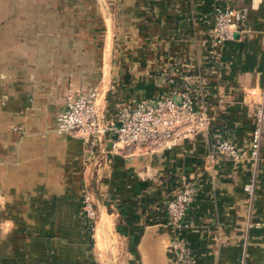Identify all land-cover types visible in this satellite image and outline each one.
<instances>
[{
	"label": "crops",
	"instance_id": "0c3cea01",
	"mask_svg": "<svg viewBox=\"0 0 264 264\" xmlns=\"http://www.w3.org/2000/svg\"><path fill=\"white\" fill-rule=\"evenodd\" d=\"M223 1L0 0V264H175L164 204L185 181L187 264H264V123L255 161L212 149L218 136L245 146L264 107V0H227L245 18L214 52ZM195 76L206 131L85 160L82 137L54 129L68 93L95 89L116 122L118 109Z\"/></svg>",
	"mask_w": 264,
	"mask_h": 264
},
{
	"label": "built area",
	"instance_id": "2783aa9c",
	"mask_svg": "<svg viewBox=\"0 0 264 264\" xmlns=\"http://www.w3.org/2000/svg\"><path fill=\"white\" fill-rule=\"evenodd\" d=\"M211 45L216 52L233 37L234 30L245 18L244 8H238L229 1L216 4L211 12ZM204 89L198 77L173 86L169 91L139 99L133 105L120 108L117 121L108 120L96 104V91L89 89L65 96L63 109L55 117L56 132H75L84 142L85 160L93 158L96 150L112 151L122 147L165 144L180 135L196 130L206 131L210 116L202 95ZM264 123V107L259 102L254 110V125L245 146H240L224 136L212 142L214 152L238 161L247 157L255 161L259 156ZM252 183H245L243 189L251 191ZM194 191L192 182H183L181 187L165 201V225L168 229L169 246L174 254L175 264H187L191 250L182 236L189 228L183 215L189 197ZM81 204L86 217V226L92 228L95 216L91 194L82 188ZM235 264H246L240 258Z\"/></svg>",
	"mask_w": 264,
	"mask_h": 264
},
{
	"label": "rangeland",
	"instance_id": "374dc122",
	"mask_svg": "<svg viewBox=\"0 0 264 264\" xmlns=\"http://www.w3.org/2000/svg\"><path fill=\"white\" fill-rule=\"evenodd\" d=\"M80 188H83L85 191L86 190H89L88 187H87V183L86 182H82V184L80 185ZM91 197H92V204H93L94 198H93L92 194H91ZM80 199H81V197H80ZM95 219H96V210H95V216L93 218V222H92V225H91L92 228L90 229V228L87 227V230H88V233L87 234L90 235L89 238L91 237V234H92V230H93V226H94Z\"/></svg>",
	"mask_w": 264,
	"mask_h": 264
}]
</instances>
